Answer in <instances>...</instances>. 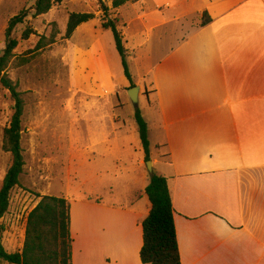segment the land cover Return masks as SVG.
I'll return each instance as SVG.
<instances>
[{
	"label": "crops",
	"instance_id": "1",
	"mask_svg": "<svg viewBox=\"0 0 264 264\" xmlns=\"http://www.w3.org/2000/svg\"><path fill=\"white\" fill-rule=\"evenodd\" d=\"M114 10L132 83L153 101L147 136L162 155L152 168L168 181L181 264H264V0H129ZM93 14L71 37L105 59L112 33ZM120 81L129 88L122 67ZM138 177L126 206L98 189L63 196L72 264H143L149 177Z\"/></svg>",
	"mask_w": 264,
	"mask_h": 264
},
{
	"label": "rangeland",
	"instance_id": "2",
	"mask_svg": "<svg viewBox=\"0 0 264 264\" xmlns=\"http://www.w3.org/2000/svg\"><path fill=\"white\" fill-rule=\"evenodd\" d=\"M34 1H1L0 54L8 20ZM112 1L101 0L114 15ZM98 9L97 0H62L45 15L27 17V25L34 30L27 39H22L25 24L13 30L18 45L5 74L24 101L20 133L24 166L19 186L10 192L7 211L0 219L4 226L1 242L7 252L22 248L27 215L40 196L74 198L84 189H98L104 200L126 206L133 189L143 185L138 176L150 178L134 115L138 110L147 120L153 101L141 91L134 104L126 89L120 88L121 66L113 40H103L105 60L95 50L91 57L76 50L81 33L64 37L70 13L96 14ZM52 33L54 43L38 48L41 38L48 40ZM12 105L8 91L0 85V185L11 162L10 154L2 150V136ZM153 141L151 137L150 161L162 155Z\"/></svg>",
	"mask_w": 264,
	"mask_h": 264
},
{
	"label": "trees",
	"instance_id": "3",
	"mask_svg": "<svg viewBox=\"0 0 264 264\" xmlns=\"http://www.w3.org/2000/svg\"><path fill=\"white\" fill-rule=\"evenodd\" d=\"M62 0H35L30 8H24L8 20L5 30L4 48L0 54V85L8 91L13 102L9 125L4 128L2 150L10 154L11 162L0 185V219L6 213L10 192L19 186V177L23 172L24 160L21 147V118L24 101L17 85L5 74V70L15 57L18 40L13 37L16 26L25 24L22 39H27L34 30L27 25L29 15L38 17L47 14L55 3ZM102 29H109L113 36L114 46L119 55L123 75L134 86L128 69L129 56L125 47L121 25L117 18H112L109 8L97 0ZM129 0H113L112 8L117 9ZM135 1V0H132ZM95 18L93 13H70L65 29V38L82 23ZM209 17L203 14L201 24H206ZM55 33L48 40L41 38L38 48L54 43ZM139 139L144 152V161L150 160L147 124L139 111L135 112ZM149 200L150 209L147 216L140 221L142 227V246L139 252L143 264H181L173 207L167 178L152 173L144 189ZM4 226L0 221V263L7 264H72V236L70 231V202L63 196L43 195L39 202L28 213L25 224L22 248L16 252H7L2 245Z\"/></svg>",
	"mask_w": 264,
	"mask_h": 264
},
{
	"label": "water",
	"instance_id": "4",
	"mask_svg": "<svg viewBox=\"0 0 264 264\" xmlns=\"http://www.w3.org/2000/svg\"><path fill=\"white\" fill-rule=\"evenodd\" d=\"M127 94L129 95L130 99L134 104L137 103V97L139 94V86H132L126 89ZM146 168L148 169L149 174L151 175L153 173V168H152V161L148 160L145 161Z\"/></svg>",
	"mask_w": 264,
	"mask_h": 264
}]
</instances>
